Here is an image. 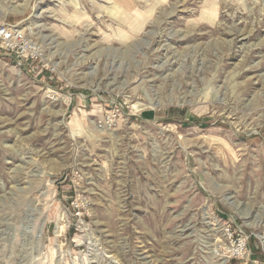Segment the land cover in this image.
Instances as JSON below:
<instances>
[{
    "label": "rangeland",
    "instance_id": "1",
    "mask_svg": "<svg viewBox=\"0 0 264 264\" xmlns=\"http://www.w3.org/2000/svg\"><path fill=\"white\" fill-rule=\"evenodd\" d=\"M0 25L33 47L0 50V264H264V0H0Z\"/></svg>",
    "mask_w": 264,
    "mask_h": 264
},
{
    "label": "built area",
    "instance_id": "2",
    "mask_svg": "<svg viewBox=\"0 0 264 264\" xmlns=\"http://www.w3.org/2000/svg\"><path fill=\"white\" fill-rule=\"evenodd\" d=\"M0 50L4 52L6 57L13 60L28 59L29 57L32 58L33 55V47L25 35L21 31H17L7 25H0ZM245 246L241 240L236 241L231 249L228 250V253L236 250L238 252L236 255L242 256Z\"/></svg>",
    "mask_w": 264,
    "mask_h": 264
},
{
    "label": "bare ground",
    "instance_id": "3",
    "mask_svg": "<svg viewBox=\"0 0 264 264\" xmlns=\"http://www.w3.org/2000/svg\"><path fill=\"white\" fill-rule=\"evenodd\" d=\"M117 1H123V0H117ZM17 10V9H16ZM128 11V10H127ZM14 12V11H13ZM18 13V12H17ZM64 22V21H63ZM80 54V53H79ZM109 75V74H108ZM251 213V212H250ZM240 214V213H239ZM257 220V219H256ZM115 258V257H114Z\"/></svg>",
    "mask_w": 264,
    "mask_h": 264
}]
</instances>
